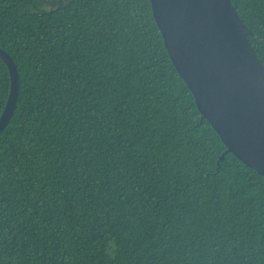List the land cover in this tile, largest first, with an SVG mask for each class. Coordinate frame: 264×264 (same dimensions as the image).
Instances as JSON below:
<instances>
[{
    "label": "trees",
    "instance_id": "obj_1",
    "mask_svg": "<svg viewBox=\"0 0 264 264\" xmlns=\"http://www.w3.org/2000/svg\"><path fill=\"white\" fill-rule=\"evenodd\" d=\"M228 1L264 69V0ZM0 47V264H264V175L221 158L151 0H0ZM10 87L0 57V116Z\"/></svg>",
    "mask_w": 264,
    "mask_h": 264
},
{
    "label": "water",
    "instance_id": "obj_2",
    "mask_svg": "<svg viewBox=\"0 0 264 264\" xmlns=\"http://www.w3.org/2000/svg\"><path fill=\"white\" fill-rule=\"evenodd\" d=\"M151 2L174 66L193 92L202 115L227 145L221 158L233 152L264 175V130L260 126L264 122V69L238 46L225 4L221 2L219 7L216 0ZM244 39L246 43V36ZM0 57L11 77L0 116L1 133L16 108L20 75L12 56L1 47Z\"/></svg>",
    "mask_w": 264,
    "mask_h": 264
},
{
    "label": "rangeland",
    "instance_id": "obj_3",
    "mask_svg": "<svg viewBox=\"0 0 264 264\" xmlns=\"http://www.w3.org/2000/svg\"><path fill=\"white\" fill-rule=\"evenodd\" d=\"M216 1L219 3V7H221V2H223V4H225V7H226V10L228 13V17H229V21L233 27L234 34L238 38V39H236L238 42L237 44L240 47V49L242 50V52H244L247 55L248 59L251 60V58H253L252 52L248 48L249 46H248L247 41L245 43V39H244L245 32H244L242 23L238 19V16L234 13L233 8L231 7L230 3L227 0H223V1L222 0H216ZM246 107L248 108V106H246ZM260 126L264 130V122H260Z\"/></svg>",
    "mask_w": 264,
    "mask_h": 264
}]
</instances>
